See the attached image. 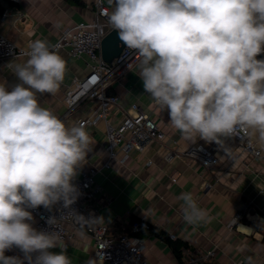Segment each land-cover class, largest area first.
Segmentation results:
<instances>
[{
    "label": "clouds",
    "instance_id": "clouds-1",
    "mask_svg": "<svg viewBox=\"0 0 264 264\" xmlns=\"http://www.w3.org/2000/svg\"><path fill=\"white\" fill-rule=\"evenodd\" d=\"M109 26L137 54L138 76L182 137L207 143L237 132L264 145V0H109ZM16 64L17 83L0 84V264H72L61 232L38 231L32 211L62 202L66 216L85 218L71 206L73 183L92 137L41 106L37 94H56L67 64L44 40ZM183 219L210 222L190 192L182 193ZM58 219L50 216L49 225ZM57 227V226H56ZM58 228V227H57ZM18 248L24 259L6 256ZM61 247L59 253L50 249ZM33 253H36L33 259Z\"/></svg>",
    "mask_w": 264,
    "mask_h": 264
},
{
    "label": "crops",
    "instance_id": "crops-1",
    "mask_svg": "<svg viewBox=\"0 0 264 264\" xmlns=\"http://www.w3.org/2000/svg\"><path fill=\"white\" fill-rule=\"evenodd\" d=\"M94 3L95 0H0V35L21 48L38 39L50 46L68 26L95 20ZM103 3L111 12L114 5L109 0ZM57 52L67 64L60 89L54 95L37 96L41 106L51 109L61 119L66 109V90L72 86L73 79L89 73L90 64L86 56L71 57L67 49ZM27 59L0 62V84L9 89L16 84L15 65ZM138 63L139 60L134 61L120 77L110 79L106 93L118 96L119 100L110 106L107 122L116 126L135 106L148 114L164 138L149 143L143 151H132L124 164L106 166L104 123L85 126L92 145L77 176L81 170L97 171L94 180L100 190L92 206L97 209V217H103L98 223L110 225L117 235L128 231L129 224L145 220L149 228L136 235L145 244V264H183L186 259H192L195 264H264V165L230 137H222L219 143L182 137L170 124L167 111L144 91ZM97 109L96 101L86 100L62 120L72 126ZM249 137L264 152V145L257 137ZM198 144L217 158L213 167L204 169L191 158L179 155ZM168 153L179 157L168 161ZM186 192L192 193L198 205L208 210L210 222L199 225L185 222L183 201L178 197ZM237 213L242 214L241 220L229 228L228 222ZM32 225L35 228V218ZM177 243L182 245L180 259L174 251ZM61 250V247L50 249L54 253ZM64 250L72 264H106L93 257L94 242L82 227L70 228ZM6 254L24 259V254L15 247Z\"/></svg>",
    "mask_w": 264,
    "mask_h": 264
},
{
    "label": "built area",
    "instance_id": "built-area-1",
    "mask_svg": "<svg viewBox=\"0 0 264 264\" xmlns=\"http://www.w3.org/2000/svg\"><path fill=\"white\" fill-rule=\"evenodd\" d=\"M94 4L97 15L95 20L78 22L68 26L49 48L54 51L67 49V53L71 57L86 56L88 58L89 73L81 79H73L72 86L64 94L66 109L61 119L68 116L82 102L86 100L96 101L98 109L89 116L78 120L77 123L84 126H96L103 122L105 127L104 149L108 156L105 165L108 166L111 163L121 165L128 161L132 151H143L149 143L161 141L164 138V133L148 114L138 110L135 106L127 111L122 121L116 126L107 122L110 106L116 105L119 100L118 96L106 93L110 79L120 77L134 61L138 60V57L134 50L124 46L111 63L102 60L100 43L102 38L112 30L108 24L110 12L104 5L103 0H95ZM5 15L6 13L2 15V18ZM31 43L32 41L29 42L26 48L17 47L0 35V62L28 57L26 53L30 51ZM259 56H264V53ZM230 138L238 142L243 151L249 153L253 159L264 165V152L256 147L249 134L240 131ZM179 155L191 158L204 169H209L217 163V158L201 144L192 145ZM179 155L168 153L166 159L170 161L175 157H179ZM96 172L95 169L81 170L79 176L73 181L78 189L79 196L71 208L85 218L97 217L98 215L97 209L92 206V202L96 200V195L100 190L94 180ZM30 211H32L35 218L36 230L48 232L60 230L62 236L61 246L64 249L70 239V228L82 227L94 242L93 257L97 262L106 264H145L143 260L145 244L143 240L136 236L140 230L149 228L145 220L129 224L128 231L116 235L113 228L108 224L77 221L74 216H66L60 219L62 215H66L69 211L63 208L62 202L54 206L51 211L43 208ZM50 216H55L58 219L56 225L58 228L47 223ZM241 218L242 214H235L228 222V227H233ZM32 255L35 259L37 254L33 253ZM183 264L195 263L192 259H186Z\"/></svg>",
    "mask_w": 264,
    "mask_h": 264
},
{
    "label": "water",
    "instance_id": "water-1",
    "mask_svg": "<svg viewBox=\"0 0 264 264\" xmlns=\"http://www.w3.org/2000/svg\"><path fill=\"white\" fill-rule=\"evenodd\" d=\"M125 45L120 41L117 32L110 30L101 40L100 56L103 61L111 63Z\"/></svg>",
    "mask_w": 264,
    "mask_h": 264
},
{
    "label": "trees",
    "instance_id": "trees-1",
    "mask_svg": "<svg viewBox=\"0 0 264 264\" xmlns=\"http://www.w3.org/2000/svg\"><path fill=\"white\" fill-rule=\"evenodd\" d=\"M40 208H43L42 206L40 207ZM39 209V208H38ZM44 209V208H43ZM46 210V209H45ZM48 211V210H47ZM182 245L180 244V243H177L176 245H175V248H174V251H175V254H176V257L178 258V259H180V253H181V250H180V247H181ZM8 254H6V256H7Z\"/></svg>",
    "mask_w": 264,
    "mask_h": 264
}]
</instances>
